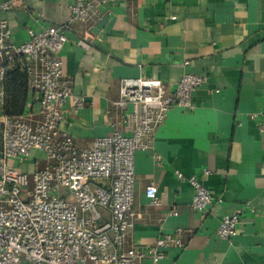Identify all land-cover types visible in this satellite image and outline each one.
I'll list each match as a JSON object with an SVG mask.
<instances>
[{
    "label": "crops",
    "instance_id": "0c3cea01",
    "mask_svg": "<svg viewBox=\"0 0 264 264\" xmlns=\"http://www.w3.org/2000/svg\"><path fill=\"white\" fill-rule=\"evenodd\" d=\"M74 1L19 0L0 17L18 46L28 27L64 24ZM100 11L99 20L71 24L61 53L73 93L87 102L63 124L78 147L112 134L113 123L124 131L113 106L121 80L148 77L172 90L186 72L207 78L193 109L172 108L149 149L135 153V219L126 246L147 249L183 230V246L170 245L156 264H264V0H116ZM32 112L40 119L38 105ZM40 157L32 152L23 170ZM176 171L208 190L204 217L191 209L192 187ZM148 186L159 206L146 197ZM234 214L237 235L219 238L220 219Z\"/></svg>",
    "mask_w": 264,
    "mask_h": 264
},
{
    "label": "built area",
    "instance_id": "2783aa9c",
    "mask_svg": "<svg viewBox=\"0 0 264 264\" xmlns=\"http://www.w3.org/2000/svg\"><path fill=\"white\" fill-rule=\"evenodd\" d=\"M115 1L75 0L64 24L38 31L28 27L27 39L18 46L0 17V264H143L147 258L156 264L170 245L183 246V230L164 234L147 249L126 246L135 219L134 158L149 149L155 129L172 108L193 109L205 76L186 72L172 90L148 77L121 80L113 106L124 131L113 123L114 132L95 138L88 148L78 147L63 129L67 117L87 104L73 93V80L63 72L67 32L75 21L99 20L100 7ZM18 4L2 3L0 13ZM41 17L32 14L35 23ZM15 70L25 75L31 94L19 116L4 109L7 76ZM34 105L38 120L33 119ZM32 152L42 158L25 171ZM175 174L189 182L190 207L204 217L212 200L202 181ZM145 195L151 205H160L154 186ZM238 222L237 214L222 216L216 235L232 239Z\"/></svg>",
    "mask_w": 264,
    "mask_h": 264
},
{
    "label": "trees",
    "instance_id": "16d2710c",
    "mask_svg": "<svg viewBox=\"0 0 264 264\" xmlns=\"http://www.w3.org/2000/svg\"><path fill=\"white\" fill-rule=\"evenodd\" d=\"M31 94L27 90L26 77L19 71H11L7 76L6 99L4 109L10 115H23L26 111V103Z\"/></svg>",
    "mask_w": 264,
    "mask_h": 264
}]
</instances>
